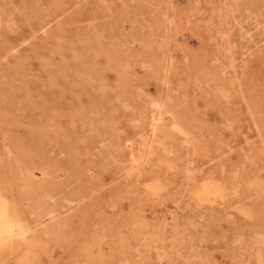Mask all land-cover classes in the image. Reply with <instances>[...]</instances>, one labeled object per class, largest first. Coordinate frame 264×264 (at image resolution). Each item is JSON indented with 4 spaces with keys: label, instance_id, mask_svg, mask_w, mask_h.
<instances>
[{
    "label": "rangeland",
    "instance_id": "obj_1",
    "mask_svg": "<svg viewBox=\"0 0 264 264\" xmlns=\"http://www.w3.org/2000/svg\"><path fill=\"white\" fill-rule=\"evenodd\" d=\"M158 97L178 132L140 174ZM209 180L226 195L199 202ZM0 186L36 234L70 218L36 264H264V0H0Z\"/></svg>",
    "mask_w": 264,
    "mask_h": 264
},
{
    "label": "bare ground",
    "instance_id": "obj_2",
    "mask_svg": "<svg viewBox=\"0 0 264 264\" xmlns=\"http://www.w3.org/2000/svg\"><path fill=\"white\" fill-rule=\"evenodd\" d=\"M185 15L187 16V18H190L188 13L186 14L185 12ZM167 19H169V16H167ZM228 23L229 22L227 21V19H225L224 24L227 25ZM220 32H223V35H225L226 33L224 29H222ZM245 34H247L249 38H253V35H251L250 30H246ZM81 55L82 54H77L76 57L81 59L82 57ZM121 58L122 57H117L114 60H112L110 67H112V69L116 73V80H115L116 83L119 86L124 88L126 86H129L132 82V79L129 73L132 67V64L130 61L122 60ZM233 62H235V59ZM170 63L172 64V62ZM81 73L83 76L87 75L90 78H93L94 76L99 77L98 79L100 80L103 78L101 71L98 70V67L94 63L93 56L90 58V60L88 61L85 60V62H83ZM131 74L133 75V73ZM166 76H167V73H166ZM167 78L168 77H166L165 79V84L168 83L169 78L168 80ZM167 101L168 100H164L163 98L158 97V98H154L150 102L154 110H153L152 117H151V121H152L151 134L148 135L149 138H147L143 146L144 149L147 151L146 155L144 156L145 152H143L142 156L136 157L137 154L134 152L135 149L134 148L132 149L131 156H132L133 162L131 164L130 169L136 167L135 169L139 171L140 174L142 173L144 168L139 167L138 166L139 164L136 162L140 158H143V157L146 158L154 154L158 150L159 147L166 145L165 142L167 140L174 139L176 136L175 134L178 132L176 129V125L173 122L169 126H164L163 124L160 123V121H162L165 118V115L169 112L167 109ZM165 149L167 150L168 148L165 147ZM161 160L167 162L168 155L164 153ZM165 167H166V163H165ZM162 190H163L162 182L160 180H154L148 185L147 192H149V195L152 197H159ZM226 191H227V188L223 184L216 182L214 180H209L201 184L195 190L194 197L199 202H216L219 198L225 197ZM52 208L47 209L45 208V206H43L42 203H39L38 205H36V209L34 211L38 214V219H37L38 222L44 219L45 216L52 217L56 215L57 210L52 209ZM142 219L143 218H139V219L134 218L133 222L135 224H140L142 223ZM69 220L70 218L66 217L63 220L61 219L58 222H54L52 224L46 225L43 227L40 234L39 233L36 234L35 231L32 232L33 229L23 219V216L21 214V209L18 208L17 204L14 201L12 202L11 200H9V198L5 194H3L2 188L0 186V257L7 255V254H11L14 251H16L20 246H24V247H27L26 253H24L22 256L19 257V259H17L16 264H36V257H35V254L33 253L34 250L33 251L30 250L35 244V242L33 241H36V239L39 238L41 235L51 236V235H56L60 233L62 226L65 225L67 223L66 221H69ZM30 232H32V236L29 235ZM155 238L156 239L161 238L162 240L165 239L160 233L155 235ZM147 241L149 242V240ZM256 242L259 244V247L261 250L264 247V237H258L256 239ZM121 243L124 244L125 240L124 241L122 240ZM100 252H102V250H100ZM90 259L98 261L97 259L94 258V255L90 256Z\"/></svg>",
    "mask_w": 264,
    "mask_h": 264
}]
</instances>
